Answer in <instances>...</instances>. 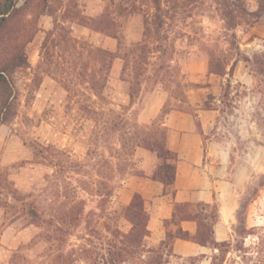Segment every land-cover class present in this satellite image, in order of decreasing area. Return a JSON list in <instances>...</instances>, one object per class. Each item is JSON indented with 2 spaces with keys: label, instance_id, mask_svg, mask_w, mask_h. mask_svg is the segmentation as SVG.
<instances>
[{
  "label": "rangeland",
  "instance_id": "rangeland-1",
  "mask_svg": "<svg viewBox=\"0 0 264 264\" xmlns=\"http://www.w3.org/2000/svg\"><path fill=\"white\" fill-rule=\"evenodd\" d=\"M47 1L18 0L4 32L10 35L0 37V60L26 59L10 70L16 99L0 124V264H149L142 200L135 194L128 207L117 197L128 199L120 188L161 163L159 148L138 146L142 127L166 147L165 114L184 106L192 112L185 93L197 87L210 90L193 95V104L219 111L208 137L229 151L227 198L236 201L228 240L211 264H264V22L261 36L252 32L264 0H112L91 16L80 15L75 0ZM120 16L130 22L128 33L116 29ZM68 18L115 37L116 53L74 39ZM115 58L124 68L111 82ZM238 61L253 76L250 87L218 80L231 77ZM46 75L53 81L43 85ZM155 91L152 102L163 106L139 122ZM164 159L172 167L170 156ZM130 225L129 254L114 262L109 246Z\"/></svg>",
  "mask_w": 264,
  "mask_h": 264
},
{
  "label": "crops",
  "instance_id": "crops-1",
  "mask_svg": "<svg viewBox=\"0 0 264 264\" xmlns=\"http://www.w3.org/2000/svg\"><path fill=\"white\" fill-rule=\"evenodd\" d=\"M75 2L80 15L91 16L92 12L104 11L106 2H112V0H75ZM113 6L110 3L111 11ZM62 10L65 11L66 6L57 8L56 12ZM42 17H47L52 22V14L43 12ZM78 19L68 18L64 22L74 39L86 41L92 47L102 48L110 54L116 53L118 42L115 37L93 30ZM118 22L120 26L116 23V29H119L121 34L128 33L130 25L128 18L125 21L120 16ZM263 22L264 17H260L252 27V32L261 36L263 32H261L260 24ZM108 31H113L112 25ZM58 56L62 66L68 65L67 60L63 62V58L69 57L65 46ZM37 57L40 58L39 52ZM117 62L120 64L118 65ZM123 68L122 59H112L107 79L112 82L113 73L122 74ZM65 74L63 72V76ZM217 77L224 82L234 79L244 87H250L253 83L245 65L239 61L235 63L231 77L226 74ZM59 79L58 76L57 88L65 93ZM49 81H53L51 75L42 78L43 85H47ZM212 82L213 79L210 77L208 83ZM120 83L124 81L121 80ZM208 90H210L209 87H197L187 91L185 95L190 98L192 112L188 110L189 107L186 109V106L173 108L165 114L162 121V125L168 129L166 148L177 158L174 162V178L171 185L164 186L152 179V171L157 167L154 165L151 171L145 173V177H137L134 179V184L120 188L121 193L129 195L128 199L117 197L123 205L130 204L135 194L141 198L147 215L145 222L147 235L144 237L143 247L146 250L157 249L163 244L161 249L165 264H188L191 258H197L195 264H211L216 250L213 252L208 246L200 245L198 239L201 238L205 228H209L212 240L217 243L226 242L228 227L234 220L236 201L234 198H227L228 191L231 195L232 186V183L226 179L230 165L229 151L222 148L216 140L208 137L213 128L215 114L219 111L203 108L202 105H195L191 101L193 95H199L200 92L205 94ZM158 95L156 91L147 94L144 108L138 115L139 122L145 123L151 115L159 111V107L163 106L162 103L152 102ZM126 96L129 97L128 94ZM187 104L183 102L182 105ZM195 120L199 122L198 128ZM146 157L144 155L142 164L146 163ZM148 157L150 158L151 154Z\"/></svg>",
  "mask_w": 264,
  "mask_h": 264
},
{
  "label": "trees",
  "instance_id": "trees-1",
  "mask_svg": "<svg viewBox=\"0 0 264 264\" xmlns=\"http://www.w3.org/2000/svg\"><path fill=\"white\" fill-rule=\"evenodd\" d=\"M46 2L48 3L47 0ZM17 4H18V0H0V37L10 35L9 30L5 34L4 32L6 28L8 27V23L11 20V18L15 17V15L19 11V7L17 6ZM46 9H48V5H46ZM44 12H47V11H44ZM48 13L50 12L48 11ZM253 16L255 19L264 17V6L260 8L256 13H253ZM2 54H5V53H2ZM243 61L246 64L249 63L248 58H245ZM12 62L14 63L13 66H11ZM246 64H245V68H247ZM25 65H26V59L25 60L20 59V58L16 59L15 56L10 57V58H8V56H4L0 60V124L8 120L10 116V104L12 103V101L16 99L15 98V94H16L15 87L11 79V75L13 71L11 72L10 70H12V68L13 70L15 68H22ZM247 72L253 79L251 72L250 71H247ZM229 86H230L229 84L226 85L227 88H229ZM226 87L225 89H222V95L220 99L221 103H223L224 98L228 96ZM142 129H143V132L141 133V138L138 142V146L143 147L149 150L150 152H152L153 149L148 148V147H156V148H159L163 152L162 155L157 156L158 160L161 163L158 169L152 174L151 177L154 181H158L162 183L164 186H169L171 185L173 178H174V162L177 160V158L166 147H160V145L155 139L154 134L148 131L147 125H144ZM165 156L166 157L170 156V160L173 162L172 167L170 163H167V161H165L164 159ZM141 206H142V211L144 212L142 201H141ZM132 228H133V225H131L130 230H128L126 234L119 235V237H121L122 239H119L118 241H116V243H113L111 246H109V249L115 251L113 254V257L115 259L112 258V261L114 262L118 260L122 261L121 260L122 255L129 254V245L132 244L133 242V240L130 238ZM143 229L145 232V234L143 235V239H144V237L147 235V231L145 230V224L143 226ZM199 244L205 247L208 246L213 252L214 250H216L217 252H221V248L226 245L225 242L217 243L214 240H212L209 228H205V230L203 231L201 238L199 239ZM162 245H160V247H158L157 249H147L146 250V254L153 255L152 257H149V264H165V260L163 259V253H162L163 250L161 249ZM213 259L214 257H212V260ZM196 260L197 258H191L188 261H192L191 263L194 262L195 264Z\"/></svg>",
  "mask_w": 264,
  "mask_h": 264
},
{
  "label": "built area",
  "instance_id": "built-area-1",
  "mask_svg": "<svg viewBox=\"0 0 264 264\" xmlns=\"http://www.w3.org/2000/svg\"><path fill=\"white\" fill-rule=\"evenodd\" d=\"M205 34H206V35H208V34H209V32H208V31H205Z\"/></svg>",
  "mask_w": 264,
  "mask_h": 264
}]
</instances>
